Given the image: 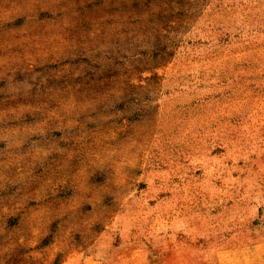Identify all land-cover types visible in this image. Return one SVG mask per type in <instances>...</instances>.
<instances>
[{
  "label": "rangeland",
  "instance_id": "374dc122",
  "mask_svg": "<svg viewBox=\"0 0 264 264\" xmlns=\"http://www.w3.org/2000/svg\"><path fill=\"white\" fill-rule=\"evenodd\" d=\"M0 264H264V0H0Z\"/></svg>",
  "mask_w": 264,
  "mask_h": 264
}]
</instances>
